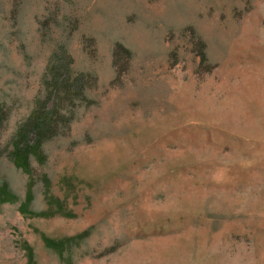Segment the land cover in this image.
<instances>
[{
	"label": "rangeland",
	"instance_id": "rangeland-1",
	"mask_svg": "<svg viewBox=\"0 0 264 264\" xmlns=\"http://www.w3.org/2000/svg\"><path fill=\"white\" fill-rule=\"evenodd\" d=\"M61 47L96 78L29 177ZM0 187V264H264V0H0Z\"/></svg>",
	"mask_w": 264,
	"mask_h": 264
},
{
	"label": "trees",
	"instance_id": "trees-1",
	"mask_svg": "<svg viewBox=\"0 0 264 264\" xmlns=\"http://www.w3.org/2000/svg\"><path fill=\"white\" fill-rule=\"evenodd\" d=\"M68 55L71 54L67 53L66 48L57 49L54 56L55 61L46 69V75L50 80L44 85L46 86L44 102L35 108L28 124L25 123L24 127L19 129L15 135L16 142L11 155L15 165L25 171L29 177V157L32 155L40 158L44 140L58 134L62 128H67L72 122L74 112L79 109L78 102L83 101L87 104L89 100L86 99V96L91 81L88 85L86 83L90 79L94 82L96 76L94 74L90 76V74L77 69L76 66H71ZM112 55L114 65L115 63L119 64L121 59L128 60L130 57L129 51L122 44L114 46ZM29 133L34 135V139L27 142ZM2 186L5 187V184ZM0 189H2L0 190V199L7 200L4 196L5 189L1 187ZM24 206L25 204L21 208L26 209Z\"/></svg>",
	"mask_w": 264,
	"mask_h": 264
}]
</instances>
